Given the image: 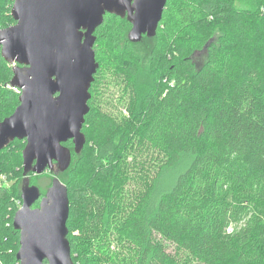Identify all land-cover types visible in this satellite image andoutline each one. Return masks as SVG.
<instances>
[{
	"label": "trees",
	"instance_id": "16d2710c",
	"mask_svg": "<svg viewBox=\"0 0 264 264\" xmlns=\"http://www.w3.org/2000/svg\"><path fill=\"white\" fill-rule=\"evenodd\" d=\"M14 1L0 0V30L15 24ZM238 1L167 0L156 36L140 43L129 41L126 19L105 16L95 33L100 67L130 61L122 42L130 50L147 39L152 84L126 120L112 101L95 103L105 86L95 77L85 147L77 155L65 144L72 163L58 177L68 188L75 264H96V255L106 264H264V0H246L253 9ZM126 66L137 95V66ZM12 78L0 46V121L19 105ZM22 142L0 152L9 182ZM23 179L24 170L16 191L0 184V264H19L13 220Z\"/></svg>",
	"mask_w": 264,
	"mask_h": 264
},
{
	"label": "water",
	"instance_id": "95a60500",
	"mask_svg": "<svg viewBox=\"0 0 264 264\" xmlns=\"http://www.w3.org/2000/svg\"><path fill=\"white\" fill-rule=\"evenodd\" d=\"M167 0H15V24L0 30L1 56L13 66L10 86L20 90L14 113L0 121V152L12 142L22 152V206L15 213L19 264H75L67 222L70 200L58 175L69 169L72 141L79 155L90 112V89L100 68L94 46L107 14L131 24L128 39L154 38ZM53 174L43 195L30 174ZM39 204L35 207L36 204Z\"/></svg>",
	"mask_w": 264,
	"mask_h": 264
},
{
	"label": "rangeland",
	"instance_id": "374dc122",
	"mask_svg": "<svg viewBox=\"0 0 264 264\" xmlns=\"http://www.w3.org/2000/svg\"><path fill=\"white\" fill-rule=\"evenodd\" d=\"M236 7L237 8H252L253 9V4L249 1L246 0H241L236 2ZM100 38V35L97 34ZM220 37V30H216L214 33V37L212 38L213 40H217ZM146 43L144 45H139V47H133L130 50L126 48L125 44L122 42L119 46V54L120 55H127L128 59L130 61H126L124 64H119L118 68H113L109 69L105 66H102L99 68L97 73L95 74V77H100L101 81L105 83V86L100 88L99 95L95 100V103L101 104L102 107H107V104H109L110 101L115 105L116 109H118L119 116L122 117L123 119H131V113L129 109H135V105L132 102L135 101L138 102L141 100L143 97H145L150 90L151 86V79L149 73L152 71L150 67V63L148 61L147 54L149 51L152 49L153 44L150 43L149 40H145ZM144 41V42H145ZM97 42V41H96ZM211 40L208 42L210 43ZM96 44V43H95ZM143 44V43H141ZM145 45H148L146 47ZM206 52H200V54H197L194 56V60L198 65H201L202 62L204 61V55ZM137 66V75L132 78L133 83L136 87L139 89V94L136 95V92H131L132 89L129 91L127 87L128 84V74L129 70L127 69L126 65H134ZM137 64V65H136ZM129 71V72H128ZM6 78V77H5ZM7 80V78H6ZM5 80V81H6ZM96 80V78H95ZM95 83V81L93 82ZM1 85V83H0ZM92 84V87L90 91H95V87ZM8 89L14 90L15 93L20 95V90L19 89H14L10 85L7 86ZM103 93L104 95L100 94ZM140 96L139 100H136ZM92 100V99H90ZM132 104V107H129ZM129 108V109H128ZM9 112V111H8ZM7 112V113H8ZM23 141L20 145V151L17 153L16 156L13 157V166L18 167L19 172L16 175V178L11 180L10 182L6 180V178L3 175H0V180L5 186H10L9 189H12L16 191V189L19 187V182H21L22 179V173H23V159H22V152L25 149L26 143ZM18 150V147H16ZM4 158L1 159L3 161ZM1 163V162H0ZM68 178H70L71 175H67ZM33 181H35V184L42 190H47L48 187L50 186L52 182V174L50 172H47L41 176L33 177ZM142 190V189H141ZM81 233V230L74 231V234L76 236H79ZM101 235V234H100ZM100 235L97 236V239H101ZM104 240V239H103ZM112 241L114 242L111 238H108L107 240L104 241ZM98 259L95 261L96 264H106L107 258L106 257H99L96 255Z\"/></svg>",
	"mask_w": 264,
	"mask_h": 264
},
{
	"label": "flooded vegetation",
	"instance_id": "af4514ba",
	"mask_svg": "<svg viewBox=\"0 0 264 264\" xmlns=\"http://www.w3.org/2000/svg\"><path fill=\"white\" fill-rule=\"evenodd\" d=\"M39 205V204H38ZM38 205H35V207H37Z\"/></svg>",
	"mask_w": 264,
	"mask_h": 264
},
{
	"label": "built area",
	"instance_id": "2783aa9c",
	"mask_svg": "<svg viewBox=\"0 0 264 264\" xmlns=\"http://www.w3.org/2000/svg\"><path fill=\"white\" fill-rule=\"evenodd\" d=\"M2 182H1V180H0V184H1Z\"/></svg>",
	"mask_w": 264,
	"mask_h": 264
}]
</instances>
